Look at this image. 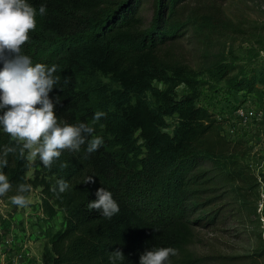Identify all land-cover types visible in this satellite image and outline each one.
Wrapping results in <instances>:
<instances>
[{
    "label": "trees",
    "instance_id": "1",
    "mask_svg": "<svg viewBox=\"0 0 264 264\" xmlns=\"http://www.w3.org/2000/svg\"><path fill=\"white\" fill-rule=\"evenodd\" d=\"M26 2L36 9V28L21 54L33 64L56 66L59 81L49 97L58 123L87 124L94 128L88 140L103 139L91 154L87 143L79 152L64 150L50 168L36 157L32 176L26 175L27 151L23 157L9 154L8 166L0 169L11 194L21 183L41 186L43 211L64 210V226L50 236L42 264H111L109 253L117 249L125 257L117 264H140L153 248L177 250L165 264H264V237L246 255L189 247L196 225L222 223L228 205L244 211L258 193L259 174L243 159L244 140L226 136L223 119L197 102L199 87L210 81L245 89L264 83L258 51L240 61L213 48L226 33L220 6L185 0ZM188 37L198 43L195 60L179 46ZM181 83L188 90L178 93ZM96 112L105 116L94 122ZM14 143L0 127V151ZM87 176L95 183L84 184ZM61 179L69 188L58 194ZM100 188L119 205L111 219L88 208Z\"/></svg>",
    "mask_w": 264,
    "mask_h": 264
},
{
    "label": "rangeland",
    "instance_id": "2",
    "mask_svg": "<svg viewBox=\"0 0 264 264\" xmlns=\"http://www.w3.org/2000/svg\"><path fill=\"white\" fill-rule=\"evenodd\" d=\"M191 6L219 5L225 35L214 40V49L224 48L227 58L246 60L259 52L264 57V0H185ZM145 12H149L146 8ZM189 59L195 60L198 43L193 38H183L179 44ZM103 81L107 76L98 73ZM156 84L161 85L159 82ZM177 92L188 87L181 83ZM197 102L213 110L223 119L222 130L230 138H242L247 151L243 159L259 174L264 183V83H255L252 89L228 88L223 80L210 81L198 89ZM253 109L254 115L243 116L240 110ZM171 120V119H169ZM140 140V139H139ZM26 172L32 176L39 165L29 157ZM30 201L26 207L11 202L14 194L0 196V264H42L41 253L49 246L50 236L64 226V210L58 208L48 215L40 207L43 198L41 186L24 194ZM258 197L251 198L244 211L237 212V204L228 205L227 216L222 223L196 225L195 236L189 247L200 253L219 252L231 256L246 255L264 237V222L256 208ZM254 200V201H252ZM256 206V205H255Z\"/></svg>",
    "mask_w": 264,
    "mask_h": 264
},
{
    "label": "clouds",
    "instance_id": "3",
    "mask_svg": "<svg viewBox=\"0 0 264 264\" xmlns=\"http://www.w3.org/2000/svg\"><path fill=\"white\" fill-rule=\"evenodd\" d=\"M40 15L46 14L45 6L39 8ZM36 9L26 0H0V127L15 143L5 146L0 151V169L8 166L9 154L19 151L21 157L28 152L30 158L39 157L44 167L50 168L59 159L64 150L79 152L87 143L86 153L91 154L103 144V139L93 136L94 128L80 123L69 125L58 123L54 108L56 103L49 93L58 83L54 76L56 66L47 67L42 63L33 64L29 56L21 54V47L28 39V33L36 28ZM12 53L8 58L5 51ZM67 82V81H65ZM39 105V107H37ZM105 116L103 112L94 114V122ZM68 165L61 164L62 168ZM84 184L95 183L93 176H87ZM58 194L65 192L69 184L65 180L57 181ZM12 189L6 174L0 171V196ZM32 186L21 183L17 186L16 195L11 197L12 204L26 207L30 201L24 193L30 192ZM53 192L57 188L52 189ZM97 199L88 204L89 210H98L111 219L119 213V205L112 194L100 188L96 191ZM173 248H153L140 257V264H165L170 255H176ZM123 253L117 249L109 253L111 264L124 261Z\"/></svg>",
    "mask_w": 264,
    "mask_h": 264
},
{
    "label": "built area",
    "instance_id": "4",
    "mask_svg": "<svg viewBox=\"0 0 264 264\" xmlns=\"http://www.w3.org/2000/svg\"><path fill=\"white\" fill-rule=\"evenodd\" d=\"M240 114L243 116H250L254 115L255 111L253 109H245V110H240ZM258 197L256 200V211L259 216V219L264 222V183L262 178L258 175ZM40 212L41 214L43 213V208L42 205L40 207Z\"/></svg>",
    "mask_w": 264,
    "mask_h": 264
}]
</instances>
